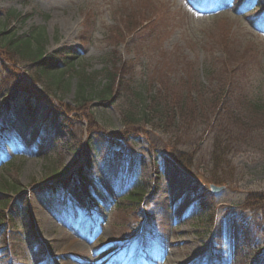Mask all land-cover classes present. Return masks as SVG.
I'll list each match as a JSON object with an SVG mask.
<instances>
[{
    "label": "rangeland",
    "instance_id": "rangeland-1",
    "mask_svg": "<svg viewBox=\"0 0 264 264\" xmlns=\"http://www.w3.org/2000/svg\"><path fill=\"white\" fill-rule=\"evenodd\" d=\"M257 3L0 0V35H28L44 28L47 54L67 45L77 55L73 64L45 72L56 81L70 80L69 88L48 89L46 76L34 81L31 71L35 67L11 61L0 46V129L5 125L10 131L2 146L10 150L7 158L17 153L13 162H20L6 172L0 150V184L6 174L14 185L0 186V264H46L48 260L50 264H264V211L254 215L255 210L248 206L251 191H264L262 137L240 136L242 144L222 137V166L212 169L208 164L211 137L199 135L194 146L184 148L170 134L141 123L128 125L123 94L115 100L93 96L82 108L76 100L81 80L76 70L97 75L88 85L90 91L106 83V68L124 61L128 65L124 84L161 74L156 62L148 64L153 57L159 60L157 53L149 50L151 54L142 57L135 49L140 34L126 29L124 36L113 29L112 35H106L110 25L120 26L121 16L130 17L129 12L139 10V5L161 17L154 24L156 41L151 48L167 51L170 62L177 61L175 52L188 62L202 64L206 48L223 59L229 49L237 55L246 51L249 58L264 62V7L252 9ZM88 13L93 16L89 28L85 26ZM193 68L176 75L182 80L190 78ZM203 70L200 65L206 81ZM261 74L248 82L255 94L259 82H264ZM159 137L180 148L191 169L183 168L170 155L158 160L153 157V143H161ZM77 165L84 171V180L72 175ZM57 167L63 195L66 193L64 202L69 206L89 207L92 197L102 199V214L95 225L84 227V208L76 218L74 211L62 209L54 201L56 196L46 190L45 184L56 180L47 173ZM155 167L160 168L158 176ZM208 170L235 175L233 180L214 182L224 186L208 194L211 182L199 177ZM116 173L130 183L117 186ZM197 184L200 187L195 189ZM128 190L143 195L139 213L128 196H121ZM241 221L253 224L249 238L240 234Z\"/></svg>",
    "mask_w": 264,
    "mask_h": 264
},
{
    "label": "trees",
    "instance_id": "trees-1",
    "mask_svg": "<svg viewBox=\"0 0 264 264\" xmlns=\"http://www.w3.org/2000/svg\"><path fill=\"white\" fill-rule=\"evenodd\" d=\"M261 6L264 7V0H258L252 9ZM139 7L140 9L136 12H129L130 17L126 18L125 15L124 18L126 19L123 18V14L120 26L110 25L106 35H112L113 29L124 36L127 35V31L128 33L140 34L141 39L135 49L142 54V57L149 56L150 51L157 53L159 60L153 57L148 64L156 62V66L159 69L162 68L161 74L154 78L148 76L147 80H143L141 76L131 85L124 84L126 82L124 77L128 73V65L124 61L116 63L112 69L106 68V83L102 87L97 86L90 91L88 85L95 81L97 75L88 73L86 70L77 71L75 69L76 74L81 78L76 96L78 106L82 108L87 100L92 99L93 96L115 100L120 94H123L124 114L128 116H126L128 125L141 123L161 134H170L177 138L184 148L194 146L196 144L195 138L199 135L202 139L206 136L211 137L213 143L208 164L212 169L217 166L220 169L222 166V137L231 142L233 139H237L238 144L244 143L239 140L242 136H257L264 139V84H262L264 82H259V92L256 94L249 90L248 85V82H252V78H256L261 73L264 74V62L253 56L249 58L250 55L246 51L237 55L236 51H230L227 48L225 59L222 56H217L214 50L206 48L202 64L195 61L188 62L175 52H172L174 53L173 58L176 57L177 61L175 63L170 62L167 51H161L159 46L151 48V42L156 41L154 24L161 17L147 6L139 5ZM91 21H93V16L88 13L85 26L89 28ZM46 37L47 33L44 28H38L28 35L2 32L0 46L2 50L5 49L3 52L11 61L15 63L22 61L21 64L29 62L31 66L35 67L34 71H31V77L34 81H43L42 76H46L48 89L55 87L65 90L69 88L70 80L59 78L56 81L52 76L48 78L45 72L63 67V65L66 67L73 64L77 57L76 50L64 45L47 54L43 45ZM112 55L115 57L114 53H110V56ZM148 64L144 65L147 66ZM139 65H141L140 61ZM200 65L203 66L206 81L201 76ZM194 66L195 68H193ZM189 68L195 70L190 78L182 80L176 75L179 71L185 73ZM36 74L41 75V77H37ZM61 80H64L63 83ZM18 85H23V83L19 82ZM0 137L3 138L1 132ZM153 145L152 155L157 160L162 154L170 155L185 169H191L190 162L184 157L180 148L162 140L158 144L155 141ZM160 146H162L161 149ZM12 160L10 159L4 168L6 172L17 168L20 163H15ZM155 171L158 176L160 168L155 167ZM60 172L61 169L57 167L47 173V176L58 177ZM80 172H83L82 168ZM233 175L230 178L227 175H219L215 171L208 170L199 177L201 180L218 183L219 181L233 180ZM118 182L121 183L120 180ZM0 186L7 188L14 185L4 174ZM45 187L52 195L58 198L62 197L63 190L59 182L46 184ZM250 193L248 206L255 210L254 215L256 212L264 211V191L254 190ZM127 195L136 204L135 211L139 213L142 193L133 191ZM211 198L210 195L209 200ZM4 200L7 199L4 198ZM26 211H28V207ZM4 216L6 217L3 214L2 218ZM15 219L12 217L10 220L15 221ZM252 226L253 224L241 223V235L244 238H249L253 234Z\"/></svg>",
    "mask_w": 264,
    "mask_h": 264
},
{
    "label": "water",
    "instance_id": "water-1",
    "mask_svg": "<svg viewBox=\"0 0 264 264\" xmlns=\"http://www.w3.org/2000/svg\"><path fill=\"white\" fill-rule=\"evenodd\" d=\"M212 188H213V190L218 191V190H220L222 188V186L221 185L212 184Z\"/></svg>",
    "mask_w": 264,
    "mask_h": 264
}]
</instances>
